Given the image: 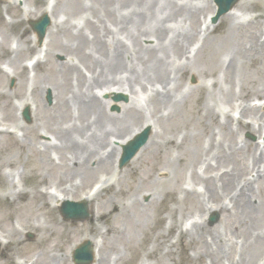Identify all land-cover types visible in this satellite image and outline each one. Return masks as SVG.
I'll list each match as a JSON object with an SVG mask.
<instances>
[{"label": "rangeland", "instance_id": "obj_1", "mask_svg": "<svg viewBox=\"0 0 264 264\" xmlns=\"http://www.w3.org/2000/svg\"><path fill=\"white\" fill-rule=\"evenodd\" d=\"M96 1L0 0V128L13 129L0 132V231L25 246L23 252H17L16 245L2 237L0 264H18V257L29 258L28 264H73L72 249L89 239L101 253L110 254L105 264H209L208 249H214V242L229 244L228 255L220 264H237L244 250L252 251L246 264H264V242L255 243L250 237L252 231L264 230V177H256L251 169L250 146L264 151V106L253 105L264 100V43L257 49L245 36L232 38L226 34V13L220 24L211 29L212 0H174L195 12L190 23L185 15L173 17L168 23L169 37L178 30L194 33L191 40L182 43L178 54L170 53L174 55L170 70L175 71L189 60L184 75L178 73L179 79L172 81L176 99H182L176 113L168 116L169 108L157 103L154 95L159 84L143 81L133 84L135 91L131 92L125 85V74H117L119 84L102 90L94 88L105 105V113L119 118L123 107L134 103L144 119L138 117L139 122L128 131L109 137L107 146L121 149V144L114 142L117 137L120 141L131 139L150 126L148 143L121 168L119 156L98 166L92 156L84 169L80 164L75 166L78 154L74 146L86 141L90 133L87 123L92 118L67 103L73 93L84 91L85 87L73 73L65 72L61 63L68 58L65 51L76 43V29L82 28L91 38L90 29L97 19L89 6H95ZM253 1L250 6L240 4L232 11V22L239 23L236 26L249 25L246 30L251 37L261 36L263 41L264 0ZM46 4L52 9L51 21L39 44L29 24L43 14ZM111 23V19L103 20L98 28L101 39H105L104 27L109 26L113 32L107 37L129 43ZM56 24L62 29L56 30ZM141 42L153 44L151 38ZM229 47L242 63L231 83L225 74L232 56ZM79 48L81 57L92 54L87 42L83 41ZM27 61L29 66H23ZM79 66L87 79L94 77V70L87 63ZM198 84L203 88H198ZM117 96L125 98L116 101ZM27 106L31 107L28 121L22 117ZM150 113L158 117V122ZM231 115L235 120L232 118L225 126L223 118ZM80 117L84 131H77L75 144L65 142L59 131L80 126ZM239 117L245 125L237 124ZM18 122L24 126L22 129L12 127ZM44 142L53 144L45 149ZM228 176L235 181L224 185ZM96 181L102 188L91 195ZM243 185L251 188L250 199L259 204L250 217L242 212L241 202L236 203ZM47 186L65 190L74 201L89 198L88 217L64 220L58 207L50 211L40 195ZM26 202V211L19 212L17 208ZM50 203L55 204L53 199ZM112 204L124 210L125 215L113 219L117 232L106 233L109 225L101 214L107 213ZM13 207L16 213L7 215ZM215 215L216 220L209 221ZM196 223L205 228L193 235L190 228ZM96 226L100 234H95ZM206 241L211 247L207 248ZM170 242L173 247L169 252Z\"/></svg>", "mask_w": 264, "mask_h": 264}, {"label": "bare ground", "instance_id": "obj_2", "mask_svg": "<svg viewBox=\"0 0 264 264\" xmlns=\"http://www.w3.org/2000/svg\"><path fill=\"white\" fill-rule=\"evenodd\" d=\"M253 2V0H239L236 6H234L229 10L228 13H226L227 16L225 17L223 22L228 23V25L227 29L224 32L226 34H230L232 38H234V36H245L250 40V42L253 41L255 43V47L259 49L263 46L264 41H258V39L251 37V32L249 30H246L249 25L248 27H246V24L245 26L244 24L236 26L239 23L234 24L232 22L235 18V15L232 13V11H235V9L237 10L240 4L242 6L246 4L250 6L253 4ZM95 3V6H89L90 8H92L93 14L96 13L94 15L97 19L95 21V25L90 29L91 38H89V35L86 34L82 28L76 29L77 32L73 37L76 43L75 45L70 47L69 51H65L66 56L68 55V58H66L65 62L61 63V68H63L65 72H67L68 70L69 73H73L76 79L82 83V87H85L84 91L79 89L76 93H73L72 98L67 101V103L71 102L77 110L81 111L82 115L86 112L89 113V117L92 118L91 122L87 123V130H89L90 133L86 141L82 143L80 142V144L74 146L77 150L75 153L78 154L77 164L75 166H78L80 164L84 169L85 167H87L86 162H88V160L92 156L94 157V161L97 166L109 163L113 161L114 158L118 157L121 149L117 146L108 147L107 145L109 144V141L111 142L110 138L116 137L117 135H121L128 131V129H130L129 127H132L131 125H134L138 121V117H140L139 120L144 119L141 110L137 109L138 106L134 103H130L124 106L119 118H115L111 114L105 113V105L98 98L97 93L94 92V88L102 90L104 88L108 89L109 85L119 84L120 80L116 79L115 76L121 73L125 74V85H127L128 89L131 92L135 91L132 86L133 84H140L143 81H146L147 83L153 81V83L159 84L160 86V89H158L154 95L157 98V103L162 108H169V111H167L166 114L168 116H173L176 113L177 105H179L182 99L180 101L176 99V90L174 91L172 81L177 78L179 79V77H177L178 73H181L182 76L184 75V68H186L189 60L184 65L180 64V66H178L175 71L170 70L168 66L174 65V62L170 61V58L174 55H171L170 53L175 55L178 54L181 51L183 45L182 43L186 42L187 40H191V38H193L194 36L193 31L185 30H178L176 35H173L171 37L168 36L169 31L167 32V30L170 28L168 23L173 20V17H176L178 15H185L187 16L188 23L192 22L195 17V12L193 10L176 4L174 0H97ZM214 10L215 5L213 4L212 12ZM43 12L48 15L52 14L51 8L49 9V6L44 7ZM260 16H262L263 18V14H260ZM221 17L219 18V21L220 19H222ZM108 19L113 20V23H111V25H115V32H119L120 30V32L124 33L126 38L129 40V43L122 42L118 38L114 42L113 38L107 37L106 35H108V33L113 32L109 26L104 27L102 32L104 35H106L105 39H101L98 28L102 25L103 20L107 21ZM218 24L220 23L218 22ZM59 28L60 26L56 24V30H58ZM145 38H151L153 44H143L141 41ZM232 38H229L230 45L233 41ZM161 39L162 41H160ZM83 41L90 44L92 50V54L88 55L87 57H81V55L79 54V46L83 43ZM167 45H170V47ZM105 46L107 48H105ZM170 48L173 49L170 52L167 51ZM230 49L232 56L228 58L225 74L227 75V77L229 78V82L231 83L234 74L238 71V69L240 68L239 66H241L242 63L239 62V60L237 61L235 52L232 50V48ZM81 63H87L89 65V68H92V70H94V77L87 79L84 76L83 72L81 71V67L79 66V64ZM22 65L26 66L27 63H23ZM85 82H87V84ZM197 87L203 88V85L198 84ZM110 92L111 90H109V93ZM0 95L2 96L1 93ZM24 105L27 104L24 103ZM60 106H64V103L62 101ZM150 116L154 117L155 121L158 122V117H156L152 113H150ZM105 119L108 121V123H106L107 121H105ZM230 121H232V119L229 118V116H225L223 118V124L225 126H227ZM78 122L80 124V126L78 127L70 126L59 131L63 136L65 142L75 144V142L77 141L75 138L77 131L80 133L84 131L85 128L81 125L83 123L82 117L78 118ZM241 123L242 122H239V124ZM13 126L19 129H22V127H24L22 126L21 122H18V124H15ZM92 128L93 132H91ZM258 128H260V126ZM94 130L96 131L94 132ZM47 138L50 140L49 137ZM113 139L116 138H112V140ZM128 139L123 138L120 141L117 137V140H115L114 142L123 145ZM147 143L148 141L146 142V144ZM52 144L53 143L44 142L42 145L43 148L49 149ZM250 146L251 148H253L251 169L255 172L256 177L263 178L264 151L261 149L259 150L258 147L253 144H251ZM223 153H225V150ZM233 181H235V179H233ZM233 181H231V176H228L224 182V185H227L229 182L232 183ZM49 187H53L54 189H57V191L62 193V201L69 200L67 196L68 194L65 190H61L55 186ZM46 188L47 187H44V190H40L41 198H43L44 200L45 207H48L50 211H54L59 206L60 200L57 198V195H52L51 193L46 191ZM105 188L106 186L103 189ZM241 189L242 190L238 193L239 199L236 201V203L238 201L241 202L242 212L250 217L251 214L257 210L259 204L255 205L251 201V188L243 185V188ZM102 190L100 192H102ZM50 199H54V202H56V204L49 205L48 201ZM81 200L88 201L89 198L82 197ZM28 206L29 202H26L23 205H20V207H18L17 209L19 210V212L24 213ZM9 210H7V215L16 213L14 212V207L12 210ZM120 215H125L124 210L122 211L115 204L111 205L110 210L107 213L101 214V218H103V220H106L109 225V227L105 228L106 233L117 232V229L114 225H112V222L115 217ZM249 223L253 222L250 221ZM246 226L250 231L249 225L247 224ZM204 228V224L196 223L191 226L190 232L191 234L196 235V232L202 229L204 230ZM13 231L15 232V230ZM100 233L101 230L96 226L95 234ZM6 235V237L8 238L7 243L11 242L16 245L14 249L15 251L23 252L25 250V246L23 243H19L18 240L14 241L8 234ZM0 237H2L1 233ZM208 237L211 239L210 236ZM250 237L255 243L256 241L257 243H263L264 230L256 232L252 231ZM206 242L207 248L208 246L211 247V243L209 241ZM214 244L215 247L214 249H212V251L208 249L209 264H220L219 261H221L228 255L226 253L229 250V244L223 242H219L218 244L214 242ZM168 247L170 252L173 247V243L168 244ZM94 252V261L98 264H105L110 257L109 253H101L99 250H97V246L95 244ZM251 255L252 251L244 250L243 257L238 259L237 264H246V262L250 260ZM16 259L18 260V264H22L19 257ZM226 263L229 264L228 262Z\"/></svg>", "mask_w": 264, "mask_h": 264}, {"label": "water", "instance_id": "obj_3", "mask_svg": "<svg viewBox=\"0 0 264 264\" xmlns=\"http://www.w3.org/2000/svg\"><path fill=\"white\" fill-rule=\"evenodd\" d=\"M237 0H216L220 5L222 12H226L231 5H233ZM48 23V19L45 18L41 21L31 23L32 28L36 31L38 37L42 39L45 33V28ZM25 117L28 119V114L25 112ZM148 135V130H145L143 133L139 134L132 141H130L126 146H123L124 155L121 165L124 164L130 157H132L135 152L140 148V146L145 143L146 137ZM61 212L66 219H84L87 217L86 206H83L81 209L76 211H71L68 208H62ZM91 261V249L90 244L86 243L84 246L80 247L75 254L76 264H88Z\"/></svg>", "mask_w": 264, "mask_h": 264}]
</instances>
